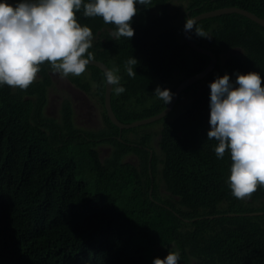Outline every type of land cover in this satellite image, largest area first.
I'll use <instances>...</instances> for the list:
<instances>
[{"label":"trees","instance_id":"1","mask_svg":"<svg viewBox=\"0 0 264 264\" xmlns=\"http://www.w3.org/2000/svg\"><path fill=\"white\" fill-rule=\"evenodd\" d=\"M179 1L175 12L174 0L137 4L131 39H115V25L85 17L83 7L76 13L93 32V58L119 70L125 91L112 90L111 101L123 123L160 113L169 103L154 95L157 86L174 94L209 64L184 39L189 17L239 6L264 18V0ZM197 27L209 37L195 29L191 37L216 53L217 64L154 122L114 124L96 65L68 77L99 100L104 124L97 129L78 125L69 97L57 114L49 111L48 62L27 90L0 85V264H153L169 251L180 254L178 264H264V213H256L264 212V186L250 199L235 198L230 153L217 158L218 141L207 139L215 79L228 74L236 86L235 73L257 72L264 86V26L231 12ZM131 58L135 77L126 70Z\"/></svg>","mask_w":264,"mask_h":264},{"label":"clouds","instance_id":"2","mask_svg":"<svg viewBox=\"0 0 264 264\" xmlns=\"http://www.w3.org/2000/svg\"><path fill=\"white\" fill-rule=\"evenodd\" d=\"M151 0H20L15 7L0 2V85L27 90L36 80L40 66L48 62L61 78L70 74L79 77L93 55V32L77 22L76 13L84 9L85 17H101L105 24L115 25L110 35L115 39H131L133 17L137 4L147 7ZM199 37H209L197 27V20L188 18L184 30ZM127 61V74L135 77ZM113 70H105L104 77L112 90L120 95V77ZM235 85L228 74L210 84L211 129L208 140L218 141L217 158L230 153L232 165L228 183L232 195L250 199L258 186H264V86L257 72L235 73ZM164 104L170 103L173 94L159 86L155 94ZM180 254L170 252L164 259L155 258L153 264H178Z\"/></svg>","mask_w":264,"mask_h":264},{"label":"water","instance_id":"3","mask_svg":"<svg viewBox=\"0 0 264 264\" xmlns=\"http://www.w3.org/2000/svg\"><path fill=\"white\" fill-rule=\"evenodd\" d=\"M3 1L7 2L8 4L12 5L13 7H15L16 4H18L20 2L18 0H3ZM231 12H236V13H240V14L246 15L249 18H251L252 20H254L255 22H257V23H259V24L264 26V18L263 17H260L257 14H255L254 12H252V11H250L248 9L239 7V6L221 7V8H217V9H213V10L202 12V13L196 15V16H192V17H189V18L196 19L198 21V20H201L203 18L212 17V16L223 14V13H231ZM183 36H184V39L186 40V42L192 48H194L195 50H197V51H199L201 53L209 55L210 56V62L206 66V68L204 70H202L201 72H199L197 74H194V75H192L190 77L185 78L178 85V87L174 91L173 98H172L171 102L160 113L155 114V115L150 116V117H147V118H143V119H139V120L133 121L131 123H123V122H121L118 119V117L116 116V114H115V112L113 110V107H112V101L111 100H112V87L113 86H110V85H108L106 83L105 108H106L107 114H108L109 118L111 119V121L114 124H116L121 130L125 129V128L136 127V126H139V125H143V124H147V123H150V122H154V121L159 120V119L163 118L164 116H166L172 110V108L175 105V103H176L179 95L181 94V92L186 87H188L189 85H191L194 82H196V81L202 79L203 77H205L208 73L211 72V70L217 64L218 57H217L216 53L213 50L198 44L191 37L190 32H187V31L184 30L183 31ZM89 64L98 66L104 72H105V70H111L106 63H104L103 61L98 60V59H94L93 58V60L90 61ZM256 213L263 214L264 212H256Z\"/></svg>","mask_w":264,"mask_h":264},{"label":"rangeland","instance_id":"4","mask_svg":"<svg viewBox=\"0 0 264 264\" xmlns=\"http://www.w3.org/2000/svg\"><path fill=\"white\" fill-rule=\"evenodd\" d=\"M180 3L179 0H174L172 4L173 11ZM87 74V72H86ZM54 86L50 89L48 109L50 112H59L60 104L63 97H69L73 100L75 108V119L78 125L86 129H97L104 124L103 111L99 100L93 94H89L74 84L69 77L61 78L59 73L53 72ZM71 90L73 92H71ZM81 107V112H80ZM56 109V112H55ZM160 125H157L152 130L159 129ZM107 145L100 147L105 156L107 151Z\"/></svg>","mask_w":264,"mask_h":264},{"label":"flooded vegetation","instance_id":"5","mask_svg":"<svg viewBox=\"0 0 264 264\" xmlns=\"http://www.w3.org/2000/svg\"><path fill=\"white\" fill-rule=\"evenodd\" d=\"M71 92H73L72 90H71ZM55 112H56V109H55ZM80 112H81V107H80ZM58 113V112H57Z\"/></svg>","mask_w":264,"mask_h":264}]
</instances>
